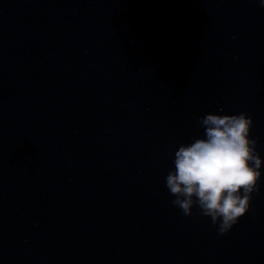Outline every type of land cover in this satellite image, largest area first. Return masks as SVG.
<instances>
[{
  "label": "water",
  "instance_id": "obj_1",
  "mask_svg": "<svg viewBox=\"0 0 264 264\" xmlns=\"http://www.w3.org/2000/svg\"><path fill=\"white\" fill-rule=\"evenodd\" d=\"M241 112L264 161L259 0H0V264H264V163L226 235L166 187Z\"/></svg>",
  "mask_w": 264,
  "mask_h": 264
},
{
  "label": "clouds",
  "instance_id": "obj_2",
  "mask_svg": "<svg viewBox=\"0 0 264 264\" xmlns=\"http://www.w3.org/2000/svg\"><path fill=\"white\" fill-rule=\"evenodd\" d=\"M264 8V0H259ZM197 123L203 138L181 144L175 151L174 170L166 176V187L175 197L172 204L184 216L210 217L218 233L226 235L251 207L252 194L259 191L262 161L257 139L250 138L254 121L247 113H208Z\"/></svg>",
  "mask_w": 264,
  "mask_h": 264
}]
</instances>
